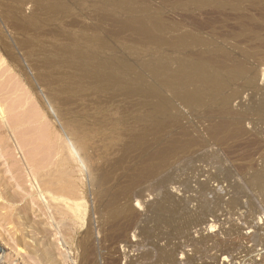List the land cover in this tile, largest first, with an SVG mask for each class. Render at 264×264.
<instances>
[{
    "label": "rangeland",
    "instance_id": "1",
    "mask_svg": "<svg viewBox=\"0 0 264 264\" xmlns=\"http://www.w3.org/2000/svg\"><path fill=\"white\" fill-rule=\"evenodd\" d=\"M62 2L67 5L66 10L59 12L55 17V12H52L53 6L43 8L37 0H0V88H2L1 84L8 83L5 85L6 88L1 89H7V91L4 93L2 92L5 90L0 91V102L2 101L4 105L12 102L15 105L16 101L19 99L18 104L23 97L24 105L20 102L12 112L17 115L14 114V116L22 118L21 116L29 111L30 116L25 115L26 117L24 116L22 120L27 117L30 119L31 115L37 113V109L40 112L31 117L32 120L26 119L25 123L11 129L3 125L0 120L1 264H45L40 258V250L45 246L46 241L55 243V235L52 231L54 226L51 227L48 224L39 199L31 192L27 177L28 166L25 163L29 153L33 151H31L32 147L36 149L40 138L43 139L45 136L44 132H51L54 128L55 131L62 133L64 131L62 127L67 125L68 129L77 132L78 139H81L82 150L95 161L105 158L113 159L122 147L125 148L131 144L135 135L145 141H151L154 135L150 129L155 115L151 112L152 98L144 88L145 91L137 88L129 92L126 87L101 84L89 73L86 77L87 71L82 66L86 63L84 60L86 54L98 51L104 56L123 57L133 66L134 72H142V76L148 75L146 79L150 80L151 73L146 71L141 61L148 57L149 52L154 48L153 43H148L149 40L137 34L129 25L126 28H120L115 18L109 16L108 10L104 9L97 0H62ZM129 2L133 5L145 2L148 7L150 5L151 12L162 17L167 24L177 21L176 27L173 28L175 30L170 31L169 34L177 33L176 29L179 27V31L182 28L196 29L195 31L202 37H206L207 43L212 44L210 46L224 51L228 62L233 60V63H237L238 60L246 66L244 75L229 80L225 86L224 93L230 95L227 103L228 124L218 136L213 137L208 131V126L224 116V113L217 108V103L190 107L184 105L179 97V99L175 98L171 91L162 88V96L172 98L176 106L173 105L174 110L181 114L180 119L183 118L179 120L180 127L173 126L169 131L178 132L186 129L192 137L197 139V142L171 158L169 165L164 168L166 170H160L161 172L159 171L155 176L144 180V187L141 186L144 189L143 201L137 210L141 211L145 217L149 214L145 210V205L159 200L165 192L172 196V200L178 201L175 224L179 232L172 231V234L167 237L169 227L165 226V239L159 241V245L165 244L166 249L178 248L175 254L177 264H264V256H262L264 255L262 253L264 252V188H261L264 187V183L260 185V190L254 184L256 182L252 184L253 180L250 178L255 171L264 168V113H260L257 109L264 107L263 36L244 30L246 29L243 28L244 14L241 15L242 12L244 13L243 4L238 7L239 9L229 6L220 9L213 4L184 5L180 0H138L137 3L136 0H129ZM10 13L25 18L38 16L36 18L43 21L40 28L36 29L33 25H29L30 30L22 33L14 29V26L7 24L11 21ZM103 13L107 20L102 17ZM121 18H124V14H121ZM114 32L118 33L115 35ZM67 35L73 38L74 44L69 43ZM140 39L141 43H137L140 41L136 40ZM103 41H107L108 44L101 46ZM72 44L81 51L79 55L81 58L74 55L73 60L69 61L65 51ZM164 49L167 50L165 47ZM8 89L14 92L9 93ZM7 92L8 94H5ZM32 106L35 107L33 111ZM18 110L22 112L18 113ZM30 110L33 114H30L32 113ZM12 113H9L10 117ZM34 119L38 121L33 122ZM47 119L50 123H45ZM29 122L38 125L31 123L32 126H30ZM41 125H44L45 129L44 126L40 127ZM39 127L43 128L40 133ZM18 129L24 132L18 133ZM29 129H32V132L28 135L26 132ZM234 130L237 132L233 133ZM30 137L32 139L35 137L33 140L36 146ZM156 138L157 140L165 138V126L156 133ZM22 139H27L28 145ZM20 145L21 147L24 145V148L20 149ZM120 172L121 169L117 171L119 175L116 177L120 176ZM166 172L167 174L169 172L168 181L170 182L150 191L148 186L165 177ZM160 173L164 174L163 177L159 175ZM93 198V194L87 190L89 211L95 205ZM234 202L237 204L234 205ZM200 203L201 206L204 204L202 208L205 209L201 208V213H198ZM92 218L95 219V216ZM194 219L197 221L193 222ZM211 224L213 228L210 227ZM147 225L153 228L154 222L148 221ZM81 232L80 229L78 233H75L74 240L67 245L58 244L55 250L51 247L58 264H78L80 249L76 244ZM253 232L259 235L254 236ZM251 237L254 238L251 239ZM193 239L200 240V244L197 245V248L200 246V250L197 249L198 252L192 243ZM137 240L130 233L128 251L127 248L121 251L125 247V243L122 242L116 246L117 249L110 257H123L122 260L116 259L117 264L126 261L122 256L124 253L127 260L129 258L135 260L137 253L139 255L140 252L150 249L148 245L134 247ZM168 241L171 242L168 243ZM215 242L219 245L213 244ZM62 248L64 251H61ZM56 250L59 251L55 252ZM187 255L191 259H188Z\"/></svg>",
    "mask_w": 264,
    "mask_h": 264
},
{
    "label": "bare ground",
    "instance_id": "2",
    "mask_svg": "<svg viewBox=\"0 0 264 264\" xmlns=\"http://www.w3.org/2000/svg\"><path fill=\"white\" fill-rule=\"evenodd\" d=\"M37 1L40 2L39 4L43 8L47 6H53L52 12H55V17L59 12L63 11L64 9L66 10L67 7V5L64 4L62 0ZM137 1L138 0H136V3ZM180 1H182L184 5L189 4L193 6L213 4V6L219 7L220 9L225 6L226 8H228L227 6L238 8L241 4H243L244 13L242 12L241 15L244 14L243 28H246L244 30H248L250 33L253 34L261 35L264 38V0ZM97 2H99V4L104 9L108 10V12L110 13L109 16H113L115 18V21L117 24H119L120 28H126V26L129 25V27L135 30L137 34H141L144 38L149 40L148 43H153L154 48L149 52L148 57L142 59V61L140 60L142 66L146 69V71L148 70L147 72L151 73V79H146L148 75L146 77L142 76V72H134L133 66L126 62L123 57L119 58L116 55L104 56L100 55L98 51H91V53L85 55L84 60H86V63H83L82 65L84 67V70L87 71L85 76L87 77L89 73L97 79V82L101 84L114 85L116 87H126L128 88L129 92L135 91L137 90V88H144L151 95L152 98L151 112L155 115H152L154 119L150 129L154 135L151 141H145L140 136L135 135L132 138L131 144L127 145L125 148L122 147L116 157L111 160L105 158L100 161H95L93 157H90L85 151L82 150L80 146L81 139H78L77 132L73 131L72 129H68L67 125H65V127H62V129L64 130L62 133L57 132L54 130V128H52L54 130L53 131L51 128L48 127V129L52 130L51 132L47 129L49 132L46 131V134L42 130L45 136L43 137V139H38L39 145L37 146L35 140H33L36 136L33 137V139L32 137H30L31 140L34 142L36 149H38H34V146V148L32 147V149L30 148L31 151H33L29 153L28 158L25 162L28 166L27 177L29 185L32 194H35L37 199H39L40 201L41 209L44 215L46 216V219H48V224L51 227L54 226V230L52 229L54 233H52L55 235V243L53 241L52 243L50 241H46L45 246L43 248L41 247L42 249L40 250V258L43 261L42 263L58 264L55 258V254L53 253L51 247L55 250L56 245L58 244L60 246L67 245L71 240H74L73 237L75 233H78V231L81 229V236H79V239L77 240L76 244L77 248L80 249L78 264H117L116 259H118L119 257H112L114 258L112 259L110 255L115 252V250L117 249L116 246L122 242L125 243V247L121 251H124L125 248H127L128 251L130 247V233L138 239L134 243V247L148 245L150 246V249L148 248L149 250L140 252L139 255L137 253L136 259L134 257L135 260L131 258L127 260V256L124 253L122 256H124L126 261L124 263H120L174 264V262H176L175 254L178 248L169 247L170 249H166V245L163 243V246L159 245V241H163V239H165V226L169 227L167 231V237L172 234V231H177V233L179 232L175 224V213L176 209H178V201L172 200V196L169 193L165 192L159 200L145 205V210L149 212V214L145 217L143 216L141 211L137 210V208L141 204V201H143L144 189L142 187H144V180L150 176H155L156 174H158L160 170L162 171L167 165H169V161L171 158L176 157V155H178L180 151L187 149V147L194 145L197 142V139L192 137L186 129H181L178 132L169 131V129H172L173 126L180 127L179 120H182L183 118L180 119L181 114L177 110H174L173 105L175 106V104L173 103L172 98L167 97L166 95L165 98L162 96V88L171 91V93L174 94L173 96H175V98H180L184 105L190 107H200L203 105H211L212 103H217V108H219V111L224 113V116L221 117V120H216L210 126H208V131L213 135V137L218 136L227 127L228 124L227 115L229 114V108L227 103L230 98V95L224 93L225 86L227 85L229 80L237 76L244 75L246 73L244 67L246 66L242 65V61L238 62V60L236 61L237 63H233V60L232 62H228L224 51L221 50V48L210 46L212 44H209V42L207 43L206 37H202L200 33L195 31L196 29L192 30L181 27L182 29L179 31V27L176 29V31H178L177 33L169 34L170 31L175 30L173 28L176 27L177 21L176 23H165V20L162 17H160L159 15H155L156 13L154 14V12H151L149 8L150 5L148 7L145 2V5L141 4L140 2V4L133 5L131 4V2H129V0H97ZM226 8L224 10H226ZM14 12L16 14V11ZM10 14L11 21L6 23L8 25L14 26V29L21 31L22 33H26L28 30H30L29 25H33L36 29L40 28L41 21H43L39 18H36L38 17L36 15V17L25 18L23 16L13 15L14 13ZM121 14H124L123 19L121 18ZM102 15L101 16L104 18V13ZM223 15H227V13ZM229 15H231V13ZM109 16H107V18ZM123 30L125 31V29ZM115 33L118 32H114V34ZM67 36L69 39V43L74 44L73 38L70 35ZM119 38H121V36ZM136 39H138V37ZM119 41L120 40H118V42ZM136 41H140L137 43H141V39ZM73 44V48L69 45L71 48L68 47L65 51L67 55L66 58H68L69 61L73 60L74 55H77L78 57L79 55H81V51L77 50ZM106 44H108V42L103 41L101 46H105ZM109 46L112 47V45L110 44ZM134 47L135 46H133V48ZM164 47L169 50H165ZM131 50L135 51L134 49ZM139 51L141 52V50ZM2 54L3 53H1V55ZM130 57L131 56H129V58ZM79 58H81V56ZM5 85H8V83ZM5 85L3 83L1 84V87L6 88L7 86ZM2 88H0V91L5 90H1ZM19 89L22 90L21 88ZM6 91L7 89L2 93ZM8 92L13 93L14 91H9L8 89ZM8 92L5 94H8ZM18 92L20 91L18 90ZM22 100L24 102L23 97ZM22 100L20 102H22ZM17 101L15 105L12 102H9L5 105L1 103L2 101L0 102L1 123L3 125H7L10 129L11 127L19 126L23 122L25 123V120L28 119V117L25 120H22V118H24L25 115H29L28 111L27 114L21 116L22 118L16 117V113H14L16 115L14 116L12 112L17 108V105H19L20 103L19 102L17 104ZM34 105L35 104H33V106ZM33 106V109L29 108L32 111L35 110V107ZM259 108H257L258 111L260 113H264V107ZM31 110L30 112H32ZM38 110L39 109L36 110L37 113H34L35 115L40 113L38 112ZM19 112L22 111L18 110V113ZM9 113H12L11 117L9 116ZM30 114H33V112ZM35 115H31V117ZM31 117H29L30 119H28V121L32 120ZM36 119H34L33 122H37L38 120L36 121ZM33 122H29V125L32 126L31 123L36 125V123ZM46 122H49L48 119L47 121H45V123ZM25 126V128H27V125ZM43 126L41 125L40 127ZM164 126L165 138L157 140L156 133ZM28 128L33 129V127L29 126ZM43 128L45 129V126ZM43 128H40L38 132L40 133V130ZM32 129H29L30 131L28 130L26 134L32 132ZM33 130L35 131L36 129L34 128ZM20 131L24 132V130H19L17 132L19 133ZM236 132L237 130H234L233 133ZM33 135L34 134H32V136ZM23 140L24 139H22V141ZM24 142L27 143V139H25ZM23 146L21 147L20 145V149L24 148ZM128 146L133 149H130ZM119 169H121L120 176L116 177L117 175H119L117 173ZM168 174L166 172V176L163 177L162 175L164 174L161 175L160 173L159 175L163 178H159L160 180L155 182V184L153 183L151 186H148V188H150V191L154 190L157 186H161L164 184L166 185V182L169 183L170 181H168ZM250 178H252L253 180L252 184L256 182L254 184L257 186V188L259 187L258 189L261 190V188H264L260 186L264 183V168H260L258 171H255L254 175L252 176L251 174ZM249 179L248 181L251 182L252 180ZM248 185L252 187L251 183L249 182ZM87 190H89L90 193L94 196L93 200L95 205L91 211H89L87 207ZM231 202L230 205L232 204ZM233 204L235 205L237 204V202H234ZM202 205L204 206V204ZM198 206L199 207L197 212L201 213V210L205 208H202L203 206H201V203L198 204ZM92 216H95V219H93ZM148 221L154 222L153 228H150L147 225ZM195 221L197 220L194 219L193 222ZM210 227H212V224L210 225ZM257 230L259 231V229ZM253 234L254 236L259 235H255V232H253ZM204 236L207 237V235ZM153 237L156 239V241L155 239H152ZM206 237H204V239ZM211 237L209 238L211 239ZM253 238L251 237V239ZM170 242L168 241V243ZM218 242H215L213 244H218ZM192 243L194 244L196 250H200V246L197 248V245L200 244V240H194ZM169 245L171 246V244ZM213 247H215V245ZM64 248L60 250L64 251ZM199 250H197V252ZM58 251L59 250H56L55 252ZM117 253H119L118 250ZM122 258H119V260H122ZM188 259H191V257Z\"/></svg>",
    "mask_w": 264,
    "mask_h": 264
}]
</instances>
